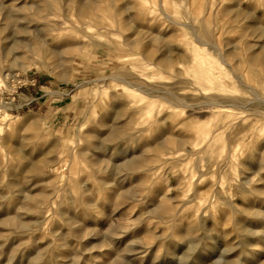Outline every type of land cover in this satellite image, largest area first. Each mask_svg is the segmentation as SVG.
<instances>
[{
  "label": "rangeland",
  "instance_id": "374dc122",
  "mask_svg": "<svg viewBox=\"0 0 264 264\" xmlns=\"http://www.w3.org/2000/svg\"><path fill=\"white\" fill-rule=\"evenodd\" d=\"M3 2L0 27L10 8L40 1ZM128 2L137 5L117 21L104 13L100 31L79 40L67 33L64 44L86 43L87 52L55 61L28 52L3 59L0 51V264H212L211 258L264 264V219L243 213L248 205L264 210V199L255 194L261 182L241 187L253 177L245 165L259 162L257 152L244 141L225 160L226 136H209L214 108L174 109L168 96L152 93L172 90L198 105L212 93L210 83L217 82L223 94L229 78L227 89L238 94L223 58L237 66L247 47L257 52L264 44V0H220L216 10V0H165L170 6L163 10L157 0H118V8ZM57 7V16L41 24L58 21L65 28L64 10ZM231 10L238 16L229 26L222 14ZM164 14L194 25L199 34L205 27L217 46H200L185 29L184 36L176 35ZM254 24L262 29L251 31ZM149 51L153 61L144 58ZM165 57L168 65L156 63ZM234 115L226 110L223 119L230 122ZM124 127L131 135L141 132L140 138L109 143L111 132ZM158 137L187 145L157 153L154 169L116 185L107 164L122 160V150L144 153ZM123 192L129 193L125 199ZM162 203L171 208L168 215L153 216ZM16 221L28 230L17 229ZM188 227L193 232L180 238ZM190 241L197 247L189 256Z\"/></svg>",
  "mask_w": 264,
  "mask_h": 264
},
{
  "label": "bare ground",
  "instance_id": "6f19581e",
  "mask_svg": "<svg viewBox=\"0 0 264 264\" xmlns=\"http://www.w3.org/2000/svg\"><path fill=\"white\" fill-rule=\"evenodd\" d=\"M39 1V4L27 3L10 8L6 15H3V20H1V23L3 22V24H1L0 27V51L2 52L3 59L13 56V59L17 60L22 58L20 52H28L33 54V56L38 60H44L45 57H51L55 61H61L65 56L72 53L87 52L89 45L86 43L75 45L64 44V42L68 40L67 33L75 32L78 34L79 40L81 37H85L87 32L91 30H101L102 27L100 26L102 22L100 19L104 16V13L111 12V20L117 21L128 7L137 5L136 3L128 2L125 4L124 8H118V0ZM6 4L3 2L0 5V9H5ZM145 4L151 5L149 1H146ZM216 4L218 5L215 6V10L220 9V0H216ZM57 6L62 7L64 10V14L60 19L64 21V24H66L64 25L65 28L62 29L58 21H55L54 23L46 22L41 24V20L44 21L47 18H54L57 16ZM141 6L142 5H140V7ZM157 6L158 9L163 10L166 6L169 7L170 5L168 6L165 3V0H157ZM6 8L8 9L9 7ZM73 8L75 12L74 14H71L70 11ZM25 11H30L32 13L27 15L24 13ZM222 16L223 18L228 17V20L224 21V23L232 26L235 22H237L235 18L238 16V12L231 10L223 13ZM164 20L166 23L173 26L174 33L176 35L178 34V36H184L183 30L185 29L200 46H213L214 48L217 46V40H215L216 36L209 30L205 29V27H202L201 34H199L194 29V25H189L177 18H174L171 14H164ZM253 29L256 31L262 28L258 24H254L251 27V31ZM261 31H263L261 34L264 37V30ZM51 37H55L59 41L55 42L51 40ZM219 49V51H221V48ZM237 49L238 47L234 45L233 55L236 54ZM245 52V56L239 57L240 64L237 66L231 65L229 61H226V59L223 58L224 64L228 66L234 74V85L237 87L238 94H234L232 90L227 89V86L229 85V78L224 79L226 84L223 87V94L217 93V89L215 88L217 86V82L210 83V92L212 93L203 94L201 97L202 102L198 103V105L188 103L189 99L187 94L179 95L172 90L168 92H160L153 89L152 93L156 94L157 97H159L162 93L168 96L171 99L168 100V102L174 109H194L195 107L201 105H207L214 108L215 125L213 127V131L210 132L209 135L212 136L211 141H213L216 136H226L229 143L226 144L224 148V151L226 152L225 160H228L229 162L232 160L233 154L242 150L243 142L247 141L245 146L247 149L250 150L253 148L254 152H257L259 162L255 166L245 165L248 171L252 172L253 177L248 176L247 178H244L241 182V187L246 190L247 186L256 182H261V185L255 189V194L264 199V176H261V174L264 173V44L259 47L257 52L254 47H247ZM154 56L155 54H153L152 51H149L144 55V58L147 60L151 59L153 61ZM27 59L30 58L27 57ZM166 60V57L161 58L156 63L160 66H166L168 65ZM214 80L215 79H213V81ZM122 81L127 85L132 86V84L127 82L125 79H122ZM138 90L144 94L148 93L147 90L142 88H138ZM243 92H245L247 96H245ZM230 109L235 111L234 119L230 122H226V120L223 119V112ZM118 114L123 115V112H119ZM168 118L169 117L166 119ZM5 124L6 123H2L1 125L6 126ZM140 133L141 132H136L132 135L128 134L127 128L124 127L123 129L111 132L110 135L112 136V139L108 142L114 143L115 140L119 138L126 139V136H132L133 141H136L140 138ZM159 136H162V134ZM194 136L199 135L196 134ZM186 145L187 141L185 140L172 138L168 142L164 143L163 137H158L155 144L148 146L144 153H133L127 150L119 151L117 156L118 158L122 157V160L120 159L119 162L114 161L109 165L107 164L106 169L110 170L116 185L124 186L126 183L131 181L130 175L136 173H146L154 169V157L159 158L157 157V153L163 152L171 147H176L180 151L183 150ZM257 145H262V148L257 150ZM146 154H153V156H148ZM101 162L103 163V161ZM202 177L203 175L200 178ZM253 178H257V180H254ZM140 184L143 187L144 181ZM19 193L21 194L22 192ZM119 196L120 198L125 199L129 196V193L123 192ZM21 199H24V197H21ZM168 207L169 206H167L166 203H162L156 206L151 214L157 217H165L171 209ZM19 209L21 210V207ZM243 213L264 219V210L254 211L252 210L251 205H248ZM16 227L21 231L28 230V227L22 222L18 223V221H16ZM188 232H193V229L189 227L182 228L179 237L182 239L188 237L186 236L188 235ZM244 232L249 234V231L246 228H244ZM195 244L196 243L193 241H190L191 251L188 253L189 256L195 251L197 247ZM256 256L258 255L256 254ZM222 259L223 258H211V263L225 264L221 263ZM247 260L249 264L256 262V259L253 260L247 258ZM121 263L122 262H120V264Z\"/></svg>",
  "mask_w": 264,
  "mask_h": 264
}]
</instances>
